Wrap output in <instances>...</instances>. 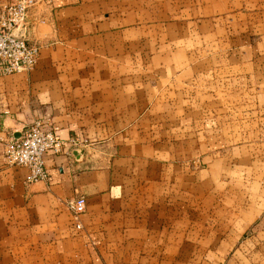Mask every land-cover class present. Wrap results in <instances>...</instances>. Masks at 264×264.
I'll list each match as a JSON object with an SVG mask.
<instances>
[{
  "label": "crops",
  "instance_id": "crops-1",
  "mask_svg": "<svg viewBox=\"0 0 264 264\" xmlns=\"http://www.w3.org/2000/svg\"><path fill=\"white\" fill-rule=\"evenodd\" d=\"M207 3L199 59L166 0L29 10L37 62L0 76V264H264V0ZM36 120L86 143L29 183L3 151Z\"/></svg>",
  "mask_w": 264,
  "mask_h": 264
},
{
  "label": "built area",
  "instance_id": "built-area-1",
  "mask_svg": "<svg viewBox=\"0 0 264 264\" xmlns=\"http://www.w3.org/2000/svg\"><path fill=\"white\" fill-rule=\"evenodd\" d=\"M42 0H0V76L32 69L38 59L39 46L19 33L30 9ZM86 143L79 138L68 141L56 134L55 128L45 120H36L19 136H9L5 142L3 158L6 164L22 166L28 170L30 182L48 179L46 155H59L68 145L77 149ZM74 227L80 228L78 216L85 211V198L78 196L67 202Z\"/></svg>",
  "mask_w": 264,
  "mask_h": 264
},
{
  "label": "rangeland",
  "instance_id": "rangeland-1",
  "mask_svg": "<svg viewBox=\"0 0 264 264\" xmlns=\"http://www.w3.org/2000/svg\"><path fill=\"white\" fill-rule=\"evenodd\" d=\"M140 2H150V3H161L165 0H138ZM173 3L172 7L174 10V21H177V29L175 30L176 37L178 40H175V49H186L188 53H191L194 58L199 59L206 54H209L214 49L213 43V31L212 30H200L198 29L197 24L205 20L213 21L214 13H199V9H208L212 4H204L205 1L209 0H166ZM211 1V0H210ZM146 5L142 4V8H146ZM213 9V6H212ZM221 16V15H216ZM188 22V24H187ZM228 32V31H227ZM233 112V111H232ZM243 112V111H242ZM237 115H240V111H236ZM229 158H223V165L230 166L236 165ZM238 173V181H244V174L240 171ZM231 178L234 175H229ZM253 232H247L243 241L248 239H256L252 236Z\"/></svg>",
  "mask_w": 264,
  "mask_h": 264
},
{
  "label": "water",
  "instance_id": "water-1",
  "mask_svg": "<svg viewBox=\"0 0 264 264\" xmlns=\"http://www.w3.org/2000/svg\"><path fill=\"white\" fill-rule=\"evenodd\" d=\"M75 154V153H74Z\"/></svg>",
  "mask_w": 264,
  "mask_h": 264
}]
</instances>
